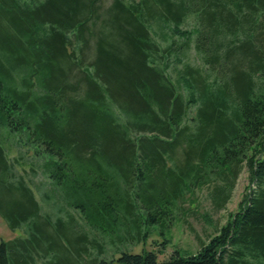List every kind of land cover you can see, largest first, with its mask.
Segmentation results:
<instances>
[{
  "label": "trees",
  "instance_id": "trees-1",
  "mask_svg": "<svg viewBox=\"0 0 264 264\" xmlns=\"http://www.w3.org/2000/svg\"><path fill=\"white\" fill-rule=\"evenodd\" d=\"M159 24L183 40L162 47ZM191 43L202 65L184 64L183 96L155 64ZM0 125L46 158L43 172L84 224L43 217L27 184L7 180L0 145V187L22 195L0 212L30 235L0 240V264L9 251L26 264L53 251L61 264H264V0H0ZM244 166L238 210L196 252L99 256L89 231L111 243L151 226L162 234L199 187L223 208ZM29 230L46 250L28 247Z\"/></svg>",
  "mask_w": 264,
  "mask_h": 264
},
{
  "label": "rangeland",
  "instance_id": "rangeland-1",
  "mask_svg": "<svg viewBox=\"0 0 264 264\" xmlns=\"http://www.w3.org/2000/svg\"><path fill=\"white\" fill-rule=\"evenodd\" d=\"M23 2V0H18ZM194 26V20L191 18L186 19L181 28L190 30ZM154 39L162 46L168 45L173 39L178 43L183 39L176 35H172L169 27L164 24H159L153 28ZM191 64L194 66H201L202 61L198 53H196L193 44L181 51L177 56L176 52L167 58L160 61H156V66L163 70L171 81L175 84L178 91L183 95H187V88H185L182 80V69L184 64ZM194 108V103L190 105V109ZM0 145L5 151V156L8 163L13 166L12 174H8L7 180L17 182L22 179L27 186L32 190L35 199L38 201L40 214L43 217H49V220H55L57 215H60L63 220L67 221L66 217L69 214L74 216V219L79 224H83V220L80 218L79 213L70 208L54 190V186L50 182V179L43 172L42 164L46 158L39 155H33L32 149L25 144V137L19 132H11L3 125H0ZM43 156V155H42ZM250 184L248 181V171L244 166L234 184L231 191V196L226 202L225 206L220 209H216L209 197L210 188L205 185L194 190L192 195H188L183 200V206L180 210V219H173L162 234L157 226H151L147 232H144V237L140 239H128L123 242L111 243L109 237H100L98 234L89 231L91 237H95L97 241L102 243L104 251L101 250L99 254L96 249L90 248L91 254L98 253L101 257L116 258L119 253H116L120 249H126L132 252H138L140 249L153 250L157 252L159 260L166 258L174 249H182L189 253L196 252L200 247V240L206 242V240L217 232V230L230 218L231 214L236 212L239 208V203L244 197V193H247ZM22 195L15 193L10 195L0 187V205L3 209L8 208L14 204V201H20ZM61 207V210H58ZM27 225L22 223L20 226L12 228L8 221L0 212V240L10 241L16 238L25 237L27 235ZM30 232L32 230H29ZM55 236L54 242L58 245L60 235L58 231L55 232L54 228L45 229L44 232ZM34 237L31 236V244L28 247L33 250L41 249L44 251L48 248L46 240L41 237L35 231H32ZM43 232V233H44ZM65 232L71 233L68 226H65ZM28 234L26 237H29ZM165 241V242H164ZM53 241H51L52 245ZM164 243V244H162ZM39 246V248H37ZM53 251L50 257L33 254L35 257L34 264H42L46 259L51 260L55 264L63 262L61 259V252ZM9 264H26L23 262L19 254L12 255L9 251ZM85 254L82 257L85 258ZM65 262V260H64Z\"/></svg>",
  "mask_w": 264,
  "mask_h": 264
}]
</instances>
